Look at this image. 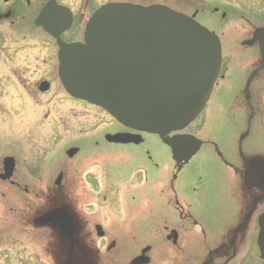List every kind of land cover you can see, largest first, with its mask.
Returning a JSON list of instances; mask_svg holds the SVG:
<instances>
[{"label": "flooded vegetation", "instance_id": "obj_1", "mask_svg": "<svg viewBox=\"0 0 264 264\" xmlns=\"http://www.w3.org/2000/svg\"><path fill=\"white\" fill-rule=\"evenodd\" d=\"M108 2L156 3L177 10L181 0H0V264H107L110 260L104 261L103 255L114 248L128 253L109 264H264V187H249L244 178L246 163L254 158L234 166L250 194L243 193L212 216L205 210L201 215H192L190 209L185 213L181 197L186 190L177 163L173 161L170 174L158 169L157 160H173L158 136L122 125L103 108L73 97L64 86H52L46 77L35 84V28H40L36 19L43 7L51 3L70 13L71 23L61 38L77 42L83 41L89 18ZM193 10L199 21L217 26L212 29L217 33L218 21L246 29L240 44L250 51L246 56L253 66L242 83V98L237 86L229 94L231 102L240 101V115L217 112L214 123L221 130L228 125L229 132L234 122L243 124L247 130L242 132L240 153H251L249 142L264 140V71L246 86L260 66L261 50L258 42L242 43L264 27V0H196ZM47 36L58 49L56 38ZM225 63L223 45L222 66ZM44 80L50 83L47 90L41 89ZM48 94L53 105L62 104L56 132H66L72 110L89 119L78 122V131L67 130V137H78L75 141L45 158L35 150V134L38 118L44 117L39 114V98ZM209 120L199 128L206 130ZM97 131L102 132L99 140L88 148L81 140ZM116 134L128 141L107 138ZM202 140L201 150L210 149L216 159L208 162L215 170L233 166L230 160L238 156L231 141ZM71 148L78 150L69 156ZM120 154L126 156L123 166L130 174L124 181L114 164L103 162ZM78 157L81 161L76 163ZM50 159L57 167L47 174ZM197 198L189 199L190 207H201ZM189 215L192 224L184 226L181 219ZM125 236L133 241L123 242Z\"/></svg>", "mask_w": 264, "mask_h": 264}, {"label": "water", "instance_id": "obj_2", "mask_svg": "<svg viewBox=\"0 0 264 264\" xmlns=\"http://www.w3.org/2000/svg\"><path fill=\"white\" fill-rule=\"evenodd\" d=\"M67 14L47 4L37 19L57 38L59 76L66 90L127 127L157 134L181 169L202 144L181 131L200 114L216 86L222 65L219 36L167 5L110 2L90 17L83 42L66 43L60 33L71 23ZM255 42L262 60L247 86L264 69V27L245 43ZM41 86L47 90L49 82ZM122 136L107 138L128 141ZM77 150L71 148L69 156ZM245 179L249 187H264V163L247 162Z\"/></svg>", "mask_w": 264, "mask_h": 264}, {"label": "rangeland", "instance_id": "obj_3", "mask_svg": "<svg viewBox=\"0 0 264 264\" xmlns=\"http://www.w3.org/2000/svg\"><path fill=\"white\" fill-rule=\"evenodd\" d=\"M195 2L196 0H181L180 6H177L176 9L187 14H192L194 12L193 9ZM201 22L210 29L217 27L214 25H209L205 20H201ZM217 25L220 26L217 31L222 35V42L225 46V56L227 57V63L224 64L223 68L225 72L232 68L231 75L229 76V74H227L218 81L215 87V93L211 96L206 108L189 126L188 130L194 133L197 132L198 134L196 133V135L203 139H208L210 137L212 140H217L221 144L227 142L223 141L225 139H227L228 142L231 141V144L234 146L238 157L237 159L230 160L232 161L231 163H233V166L225 165L222 170H215L216 168L208 163L209 161L213 160L212 156L209 155L206 150H201L192 158L190 163L184 166V168L181 170V177L182 184L184 185L186 191L183 193L184 195L183 198L181 197V201L183 202L184 212L187 213L190 209V213L192 215H194V211L196 212L195 215H201L202 211L205 210L207 212L206 215L212 216L217 214L219 210L222 209L226 204L231 203V200H238L241 198L243 193H249V190L244 189L242 186V182L238 178L235 167L240 166L242 162L250 158H254L253 160L256 161L264 162L263 139L249 142V146H251L253 149L249 150L251 153L245 149L240 153L241 146L239 143L242 132L244 133V131L247 130L244 128L243 124L234 122L235 124L233 125V129L230 132L228 130V125H225L222 130L216 129L217 127L214 123L216 118L214 117L216 116L215 113L217 114V110L228 109L231 110V116L240 115V106L242 108L240 101H234V103H230L231 96L229 94H232L234 92L235 86H237L236 92L239 95V99L242 98L240 91V89L244 87L242 83L246 78L248 71L253 66V60L247 59L250 51H248V48H245L240 44L241 40L245 38L243 37V34H245L246 29L243 31L242 28L239 29L238 27H232L226 22L221 23L220 21L217 22ZM35 38H37L38 41V43L35 45V84L39 82L42 77H46L47 80L52 81V86L62 85L57 73L58 58L56 57V53L58 49L55 42L52 41V39H49L43 30L38 27L35 28ZM244 91L246 92V87L244 88ZM52 99V94L40 96L39 98V114L44 115V117L40 116V118H38L39 122L37 124L36 132L39 133L35 134V150L38 151L37 153L39 156H43L45 158L55 151L56 153L60 154L62 152L61 149L64 143L68 141H75L74 139L78 137H67V130L71 131V133L76 132L78 131V122H84L89 119L87 114H78L75 112V110H72V116L67 118L68 121L65 125L68 128L66 129V132L63 133L60 131V129L57 130L58 128L56 129V132L54 126L57 125V122L60 120L59 117H56L58 114L57 109L58 107H62V104L59 103L57 106L55 104L53 105ZM52 105L53 108H55V112L52 111ZM35 113L37 114V111ZM208 119H210L209 125H207L208 127H206L205 132H203L202 127H199L201 125L204 128V123ZM211 119H213V122ZM88 130L89 128L87 131ZM101 133L100 131H97L91 136L86 135L81 141L84 142L85 146L89 148L97 140H99ZM125 157L126 156L120 154L115 158L106 157L103 159V162L105 163L114 164V169H119V172L122 173L119 177L120 181H124L126 180V177H130V174H128V169H126V166H123L128 162ZM80 161V157H78L76 163H79ZM157 163H160L158 169L162 174L172 173L174 164L171 159L161 162L157 160ZM56 165L57 164L55 160H48L45 166L47 174H49L52 169H55L57 167ZM110 168H112V166ZM44 178H48V176L44 174ZM77 179L80 182V178L77 177ZM78 181H76V183ZM79 182L77 183V186L80 187ZM103 188L106 194L111 192L108 189L109 187L107 188V185H105ZM75 190L73 193H75ZM196 197H198L197 200L201 199L202 203L200 205L201 207L195 209L192 206L190 207L189 199L192 200V198ZM72 203L76 205L74 202ZM192 215H189L188 218L184 216V218L181 219L184 226H190L192 224ZM179 218L181 217L179 216ZM122 241L127 243L132 242L133 238L130 236H125L122 238ZM127 253L128 251L126 252L119 248H114L109 252L108 255H103L104 261L108 259L110 261L113 259H123ZM109 262L107 264H109Z\"/></svg>", "mask_w": 264, "mask_h": 264}, {"label": "bare ground", "instance_id": "obj_4", "mask_svg": "<svg viewBox=\"0 0 264 264\" xmlns=\"http://www.w3.org/2000/svg\"><path fill=\"white\" fill-rule=\"evenodd\" d=\"M250 161H256V160H250ZM249 162V161H248ZM259 162H261V161H259ZM245 173H246V170H245ZM245 173H244V178H245ZM245 181H246V179H245Z\"/></svg>", "mask_w": 264, "mask_h": 264}]
</instances>
